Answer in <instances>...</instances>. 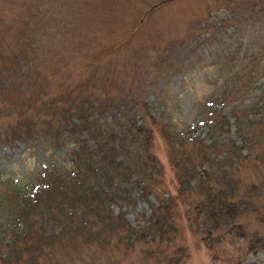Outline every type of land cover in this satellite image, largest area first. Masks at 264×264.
<instances>
[{"label":"rangeland","instance_id":"374dc122","mask_svg":"<svg viewBox=\"0 0 264 264\" xmlns=\"http://www.w3.org/2000/svg\"><path fill=\"white\" fill-rule=\"evenodd\" d=\"M262 57L264 0H0V192L28 190L46 167H73L79 146L96 147L89 129L72 132L74 124L65 120L71 114L63 111L88 96L141 105L150 128L148 150L157 160L151 190L119 177L77 185L80 200L83 191H94L118 221L137 230L135 237L130 229L113 230L104 239L69 237L45 264H264ZM253 64L258 73L250 91L224 97L245 65ZM13 89L23 92L17 96ZM210 111L229 116L226 140L240 150L237 193L252 202L239 217L246 236L237 228L208 231L193 216L189 198L177 196L169 144L149 114L209 143L204 120ZM116 112L91 118L95 125L123 130ZM30 121L54 128L41 124L38 137L13 136ZM77 204V211L97 218L91 206ZM163 204L175 222L165 233L153 220ZM255 229L259 238L251 235Z\"/></svg>","mask_w":264,"mask_h":264},{"label":"trees","instance_id":"16d2710c","mask_svg":"<svg viewBox=\"0 0 264 264\" xmlns=\"http://www.w3.org/2000/svg\"><path fill=\"white\" fill-rule=\"evenodd\" d=\"M263 59L260 58L259 62ZM14 66H18L17 62ZM14 71V74L19 73L17 69ZM257 73L255 64L253 67L245 65L235 77L237 81H234L233 87L223 93L224 97L230 99L250 91ZM5 91L2 90L1 94H5ZM22 92V89H13L14 95L20 96ZM93 98H83L84 102L73 100L63 111L71 114L65 120L74 124L72 132L84 127L89 129L96 147L89 149L87 145L79 146L73 152V167H46L28 190L13 187L10 192H0V264H45L51 260L49 256L56 245L67 244L69 237L78 239L81 235L85 241L95 240L97 236L104 239L106 234L112 235L113 230L117 229H130L129 236H136L137 230L126 221L122 223V219L118 221L105 207V202L100 204L94 191L92 194L83 191L84 197L80 200L82 191H78L80 187L77 185L83 187L88 183L98 184L95 182H107L119 177L127 180L128 184H144V189L151 190L150 178L157 160L149 151L151 140L150 128L145 120L147 112L136 102L119 100L117 105H111V99L98 102ZM111 108L118 110L115 119L123 125V130L95 125L92 121L91 116ZM210 112L204 120L212 138L209 143H205L194 131L177 132L168 122L157 119L152 112L149 114L154 123L161 125L162 135L169 144V158L178 183L177 196L189 198L193 216L204 223L208 231L220 227L228 231L237 228L246 236L247 229L239 217L248 211L244 204L252 202L237 193L240 180L236 175V163L240 150L235 141L226 140L229 116ZM138 117H143V121L138 123ZM74 118H78L79 122ZM41 124L27 122L28 129L14 130L13 136L38 137L35 129ZM43 125L54 128L50 122ZM218 153L222 154L221 159ZM77 203L87 208L91 206L97 218L90 217L87 211H77ZM166 207L165 204L159 205L152 218L164 233L168 231L166 227L175 228L173 213L165 212ZM94 229L96 233L92 232ZM259 232L255 229L251 235L259 238Z\"/></svg>","mask_w":264,"mask_h":264}]
</instances>
